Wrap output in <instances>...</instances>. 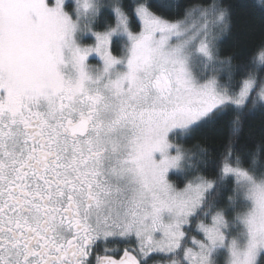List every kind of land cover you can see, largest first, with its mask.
<instances>
[{"label":"snow or ice","instance_id":"snow-or-ice-1","mask_svg":"<svg viewBox=\"0 0 264 264\" xmlns=\"http://www.w3.org/2000/svg\"><path fill=\"white\" fill-rule=\"evenodd\" d=\"M237 8L264 18V0H0V264H264V129L244 136L264 40L221 58ZM229 114L215 158L176 142Z\"/></svg>","mask_w":264,"mask_h":264},{"label":"trees","instance_id":"trees-1","mask_svg":"<svg viewBox=\"0 0 264 264\" xmlns=\"http://www.w3.org/2000/svg\"><path fill=\"white\" fill-rule=\"evenodd\" d=\"M178 3L188 7L198 0H177ZM225 4L236 3V0H224ZM138 30V29H134ZM261 40H264V18L259 14H253L248 9L237 8L233 15V24L230 33H226L218 42V49L221 58L232 56L234 64H238L245 53L251 50ZM119 54V53H116ZM228 119L230 114L222 122L212 127H205L193 137L178 139L176 142L185 148H192L196 144L207 148L215 158L228 136ZM261 129H264V116L259 113L249 117L244 123V136L249 130L255 131V138L258 139ZM244 136L241 142H244ZM251 147V144H249ZM206 174V173H205ZM173 180H179L173 176Z\"/></svg>","mask_w":264,"mask_h":264},{"label":"flooded vegetation","instance_id":"flooded-vegetation-1","mask_svg":"<svg viewBox=\"0 0 264 264\" xmlns=\"http://www.w3.org/2000/svg\"><path fill=\"white\" fill-rule=\"evenodd\" d=\"M110 247H117V248H119V249H123L124 247H128V245H125V244H123V243H117V244H115V245H110ZM121 255H122V251H121V252H118V253L116 254L115 258L118 259Z\"/></svg>","mask_w":264,"mask_h":264},{"label":"rangeland","instance_id":"rangeland-1","mask_svg":"<svg viewBox=\"0 0 264 264\" xmlns=\"http://www.w3.org/2000/svg\"><path fill=\"white\" fill-rule=\"evenodd\" d=\"M222 38V37H221ZM220 38V39H221ZM85 43H88V44H91L92 43V41L91 40H85ZM90 63L91 64H93V65H96L97 64V60H95V59H92V58H90ZM182 145V144H181ZM183 146V145H182ZM177 179V178H176ZM182 179V178H181ZM178 180V179H177Z\"/></svg>","mask_w":264,"mask_h":264}]
</instances>
